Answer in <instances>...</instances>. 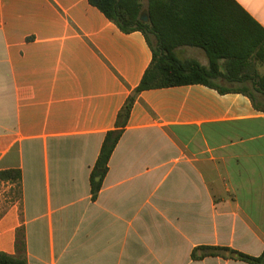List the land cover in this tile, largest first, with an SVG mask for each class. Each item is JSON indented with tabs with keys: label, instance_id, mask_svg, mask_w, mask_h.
<instances>
[{
	"label": "crops",
	"instance_id": "1",
	"mask_svg": "<svg viewBox=\"0 0 264 264\" xmlns=\"http://www.w3.org/2000/svg\"><path fill=\"white\" fill-rule=\"evenodd\" d=\"M233 1L264 29V0ZM175 56L209 68L200 47ZM151 61L143 33L87 0H0V170L20 172L18 195L0 192L1 253L15 254L18 230L27 264H247L221 248L264 252V45L218 59L211 87L138 93L91 200L104 135Z\"/></svg>",
	"mask_w": 264,
	"mask_h": 264
},
{
	"label": "trees",
	"instance_id": "2",
	"mask_svg": "<svg viewBox=\"0 0 264 264\" xmlns=\"http://www.w3.org/2000/svg\"><path fill=\"white\" fill-rule=\"evenodd\" d=\"M140 0H87L109 21L124 33L140 31L150 46L152 61L144 72L133 94L129 96L117 114L115 129L104 135L99 154L89 175L91 200H95L107 171L108 159L127 123L135 96L149 89L201 84L211 87V81L221 78L217 69L218 59H232L239 64L245 61L255 48L264 45V29H261L233 0H148L147 22L138 18ZM146 32L154 37L151 45ZM181 43L203 49L209 68L200 67L194 61H180L175 47ZM234 74L226 77L234 81ZM255 91L264 94V77L258 78ZM219 92L223 88L214 87ZM98 181H95V178ZM14 184L18 189L20 172L16 169L0 170V183ZM230 257L247 264H264V252L258 257L221 248ZM21 230L15 234V254L0 252V264H27Z\"/></svg>",
	"mask_w": 264,
	"mask_h": 264
},
{
	"label": "rangeland",
	"instance_id": "3",
	"mask_svg": "<svg viewBox=\"0 0 264 264\" xmlns=\"http://www.w3.org/2000/svg\"><path fill=\"white\" fill-rule=\"evenodd\" d=\"M140 9H139V13H138V18L140 21L142 22H147V6H148V0H140ZM146 35L151 43V45H154V37L152 34H150L149 32H146ZM245 89H248L247 87ZM4 191V195H7L11 198L16 197L18 194V189L13 185V187H11L10 189L4 190L3 187L0 186V192Z\"/></svg>",
	"mask_w": 264,
	"mask_h": 264
},
{
	"label": "water",
	"instance_id": "4",
	"mask_svg": "<svg viewBox=\"0 0 264 264\" xmlns=\"http://www.w3.org/2000/svg\"><path fill=\"white\" fill-rule=\"evenodd\" d=\"M95 181H98V178L97 177L95 178Z\"/></svg>",
	"mask_w": 264,
	"mask_h": 264
}]
</instances>
